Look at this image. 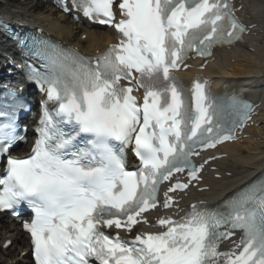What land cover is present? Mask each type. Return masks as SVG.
<instances>
[{
    "label": "snow or ice",
    "instance_id": "6c2138e0",
    "mask_svg": "<svg viewBox=\"0 0 264 264\" xmlns=\"http://www.w3.org/2000/svg\"><path fill=\"white\" fill-rule=\"evenodd\" d=\"M114 2L73 0L86 17L119 33L100 56L19 40L43 62L30 78L46 87L56 108L44 109L27 158L8 155L20 139L15 109L0 111V211L21 204L32 211L24 228L35 264H264V178L215 209L194 204L179 220L160 218L164 230L157 233L127 241L103 230L131 231L157 207L160 185L174 173L197 179L194 149L235 139L233 130L253 110L235 96L212 95L199 78L185 89L172 74L187 67L190 52L208 57L215 44L241 38L231 0H120L119 21ZM140 89L142 103L133 94ZM129 146L139 160L135 170L126 167ZM188 186L172 184L163 206L174 203L168 193ZM237 230L235 247L220 251Z\"/></svg>",
    "mask_w": 264,
    "mask_h": 264
},
{
    "label": "bare ground",
    "instance_id": "6f19581e",
    "mask_svg": "<svg viewBox=\"0 0 264 264\" xmlns=\"http://www.w3.org/2000/svg\"><path fill=\"white\" fill-rule=\"evenodd\" d=\"M31 1L21 0L20 6L12 9L0 2V10L5 16H21L30 24L42 26L54 38L79 48L87 55L102 51L107 44L114 41L110 30L89 28L83 23L75 24L72 20L65 22L66 16H54L52 7L47 8L44 13L33 14L32 6H29ZM251 2V11L242 10L248 24H255V27L250 29L249 40L240 46L217 51L202 73L220 85L240 87L255 103L260 102L255 121L261 124L264 122V44L257 46V43L261 42L259 36L264 34V0H251ZM73 26L81 31L80 35H85L83 41L80 36L75 35ZM253 33H256L257 38H254ZM251 48L253 52L249 50ZM245 134L247 138L241 143L225 144L219 149L220 152L225 153V157L213 163L216 171L205 174L202 185L207 186L208 189L200 192L201 198L198 200L218 201L226 193L242 186L262 171L264 128L261 125L249 128L245 130ZM214 173H218L220 178H214ZM227 173L229 176H226ZM8 239L12 244L7 249L0 250V264H23L25 258H20L19 254L26 245L24 236L13 223L8 224L6 214H0V244Z\"/></svg>",
    "mask_w": 264,
    "mask_h": 264
},
{
    "label": "rangeland",
    "instance_id": "374dc122",
    "mask_svg": "<svg viewBox=\"0 0 264 264\" xmlns=\"http://www.w3.org/2000/svg\"><path fill=\"white\" fill-rule=\"evenodd\" d=\"M11 2L7 1V0H0V2H3L5 4H7L8 7H10V9L14 8V7H19L20 6V2L21 0H10ZM25 1H29V0H25ZM28 5V4H27ZM26 5V6H27ZM29 6H32V13L34 14H41L44 13L45 10L47 9V5L43 4V3H39V2H29ZM23 8H25L24 5H22ZM252 8V7H251ZM58 16V15H57ZM66 21V20H65ZM75 37V36H74ZM73 37V38H74ZM76 38V37H75Z\"/></svg>",
    "mask_w": 264,
    "mask_h": 264
}]
</instances>
